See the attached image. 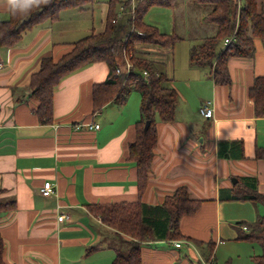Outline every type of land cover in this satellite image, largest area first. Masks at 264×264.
Wrapping results in <instances>:
<instances>
[{
    "label": "crops",
    "instance_id": "crops-1",
    "mask_svg": "<svg viewBox=\"0 0 264 264\" xmlns=\"http://www.w3.org/2000/svg\"><path fill=\"white\" fill-rule=\"evenodd\" d=\"M187 1L201 14L183 0L172 8L180 2V21L184 9L196 15L190 30L199 35L192 37L194 45L188 44L192 50L214 35L217 27L206 20L208 11L205 14L204 8ZM100 2L93 9L66 8L69 14L42 20L15 45L0 46V197L17 201L14 211L0 217L4 258L9 263L114 264L119 248L126 245L106 230L101 216L93 211L100 204L137 198L138 165L129 158V145L141 119L139 91L131 104L132 91L125 100L113 98L94 112L93 87L110 72L106 61H97L61 81L54 93V120L42 123L33 111L38 101L29 97L28 88L43 57L60 58L72 42L105 29L108 0L101 6ZM9 3L0 0V20L8 19ZM174 14L171 29L164 33L180 35L179 41L184 33ZM78 32L82 35H75ZM256 40L252 56L228 60L229 85L216 84L207 67L188 62L190 54L178 57L183 62L184 83L173 86L184 101L177 105L174 120L157 123L158 143L144 201L161 204L186 185L190 197L200 200L201 206L185 214L180 227L202 247L195 241L190 245L183 241L177 247L173 239L145 244L144 264H193L196 253L202 257L210 242L215 244L217 261V252L238 240L239 222L253 221L264 211L258 201L228 199L233 177H257L258 189L264 193V159L256 156L257 149L264 148V117L256 116L249 95L255 78L264 76V44ZM174 48L168 53L175 76ZM151 59L164 63L157 57ZM163 65L167 71L169 63ZM206 103L214 107L213 117L199 112ZM92 122L100 128L91 129ZM46 180L56 183L57 194L40 192ZM61 213L69 217L58 220Z\"/></svg>",
    "mask_w": 264,
    "mask_h": 264
},
{
    "label": "trees",
    "instance_id": "trees-1",
    "mask_svg": "<svg viewBox=\"0 0 264 264\" xmlns=\"http://www.w3.org/2000/svg\"><path fill=\"white\" fill-rule=\"evenodd\" d=\"M178 0H141L136 13L141 14V23L132 30V16L118 19L119 5H129L130 0H108V10L105 19V29L91 32L71 43L69 51L60 58L45 56L40 67L30 77L29 97L38 101L33 111L42 123L54 120V93L61 81L68 75L86 68L97 62L106 61L110 72L104 82L96 83L93 87L94 112L102 108L122 91V78L117 74L118 62L116 58L122 55L124 47L134 48L135 43L158 44L162 47H172L180 39L176 33H164L158 26L149 24L145 15L153 6L173 7ZM198 3L210 4L212 9L206 20L217 27L214 35L208 36L191 51V62L195 66L207 67L214 76L216 84L229 85L231 75L228 60L233 56H252L255 52V40L261 39L264 44V7L259 6L258 0H195ZM100 0H10L9 17L0 20V46H13L23 37V34L42 20H57L62 10L69 7L78 9H93ZM124 3V4H123ZM125 6V5H124ZM240 17L237 21V11ZM233 36L232 42L224 45L227 37ZM133 49H130L132 51ZM145 57V56H144ZM155 60L148 57L137 60L138 65L150 66ZM147 69V68H146ZM141 67L134 69V75H141ZM153 75L136 86L141 95V119L137 124L136 138L129 145L130 159L138 165V195L135 200H117L105 203L94 210L100 216L107 213L115 218H127L129 212L139 211L141 221L135 220L123 223L130 233L143 226L147 229L151 240H196L184 234L181 230V220L185 214H192L199 210L200 200L190 197L186 185H180L176 192L168 195L164 202L151 205L144 201L147 190L149 171L154 158V150L158 143L157 123L168 122L176 117L179 94L176 88L167 87L165 83L169 76L159 75L150 69ZM141 72V73H140ZM144 79V78H143ZM250 98L254 102L255 114L264 117V76L255 78L249 90ZM150 126L145 130L146 121ZM78 123L73 125L76 128ZM81 125V124H80ZM90 127V126H89ZM91 128V127H90ZM92 129V128H91ZM258 158L264 159V148L257 149ZM228 199L252 200L264 206V193L258 189L257 177H237ZM1 193V190H0ZM17 207L15 198L0 197V217L14 211ZM114 222L117 223L116 220ZM246 225L245 230L243 226ZM138 227V228H139ZM119 230V228H117ZM119 231H122L121 228ZM237 239L257 242L262 246V253L254 256L256 264H264V213L253 221L239 222ZM127 253L117 252L114 264H144L142 257L143 241L133 239L128 241ZM210 256L214 254V242L208 243ZM5 240L0 230V264L9 263L4 258ZM124 251V250H123ZM208 251V250H207ZM121 252V253H120ZM208 254V252H207ZM227 261L225 264H230Z\"/></svg>",
    "mask_w": 264,
    "mask_h": 264
},
{
    "label": "rangeland",
    "instance_id": "rangeland-1",
    "mask_svg": "<svg viewBox=\"0 0 264 264\" xmlns=\"http://www.w3.org/2000/svg\"><path fill=\"white\" fill-rule=\"evenodd\" d=\"M102 1L99 3V6H101ZM141 0H130V4L126 5L124 4V10L123 13L120 14L121 12V6L119 5L118 8V19H121L123 16H129L132 13V8L133 6H135V14L134 16H132V30L137 28V24L141 23L142 20V16L139 12L136 13L137 10V6L139 5ZM186 1V4H188L187 6L191 9H193L195 11L196 14H201V12H197L196 8L194 7V4L191 2H188L187 0H183ZM193 2H195L196 5L204 8V12L206 14V12L212 9V7L210 6V4H205V3H198V1L192 0ZM259 6L261 5L262 7H264V0H258ZM180 2L177 5L178 7H180ZM176 7L175 9H173L172 7H163V6H153L151 9L148 10L147 14L145 15V20L150 24L153 25H159L158 27H160L159 29L162 32H165L167 30L171 29V22H172V18H173V14L174 17L177 19L178 24L180 25V32L184 33L181 35H184V39L177 41L174 46V51L176 52V59H175V64L177 66V70H176V75H173V64H172V55H170V53H168V51L171 49H173L172 47H162L158 44H146L143 42H137V44L135 43L134 48H130L129 47H124L122 55L116 58V61L118 62V69L121 70V74H119L118 76H120L122 78V88L123 91L119 96H116L115 98H117L118 100H125L127 98V95L131 92V96L132 99H129V104L132 103V100L134 101L135 98H137L139 96L137 90L135 89L136 86L140 83H142L144 80H147L148 78H150L153 73L150 69L154 70L156 72L157 75H159L160 73L163 76H169L170 80L168 82L165 83V86L167 87H172L174 85V83H178L180 82L181 84L184 83L183 82V77L181 75V68L180 66L182 65L183 62H178V57H182V54L187 56L188 54H190V59H191V51L190 49H188V44L194 43L192 41V37H195L199 34H196L195 31H193L192 29L190 30V26L194 25L197 20H196V15L193 14L192 11L188 10V9H184V16L182 17L181 21H180V17L182 14V10L180 8ZM70 9L67 10H62L61 11V15L62 17L65 14H69L70 13ZM238 15H237V21L239 20L240 17V10L238 9L237 11ZM132 15V14H131ZM66 18V17H64ZM207 18V17H206ZM67 19H64V21H62V24H65ZM167 25V26H166ZM169 25V27H168ZM178 25V26H179ZM184 28H187L186 32H184ZM190 30V31H189ZM75 35L81 36L82 34L80 32L76 33ZM178 35V34H177ZM180 36V35H178ZM205 39V38H204ZM227 39V37L224 40V45L227 43L225 42ZM203 41V40H202ZM257 42H261L259 39L256 40ZM130 49H133L132 51H130ZM148 57L151 59V57L153 58H158V59H162V61L164 63L155 61V62H150L152 63L150 66H145L142 64L137 63V60ZM187 59L188 62H190L191 60ZM165 63H169V67H167V71L165 70V67L163 64ZM138 67H141L143 70L142 71V76H143V72L145 70H147V72L149 73V76L147 78H145L143 76V78L141 77V75H134V69ZM147 68V69H146ZM211 72V71H210ZM141 73V72H140ZM165 74V75H164ZM172 82V83H171ZM174 87V86H173ZM29 88V86H28ZM175 88V87H174ZM177 90V89H176ZM30 93V92H29ZM114 98V99H115ZM112 101V99L110 100ZM109 101V102H110ZM183 98H180L179 96V101H178V105L181 102V104H183ZM141 103V102H140ZM178 107V106H177ZM200 112V111H199ZM92 129H95V127H92ZM263 208L264 206L261 205ZM98 210V209H97ZM264 210V209H263ZM92 211V210H91ZM126 212H129V216L127 218H122V217H117L115 218L114 215L113 216H109L107 213L104 214V216L101 215L100 220H102L105 225H106V230L112 234L113 237H120L122 239H124L125 242V247H121L119 248L118 251H121L122 253H127V251H125L128 247V241H131L133 239H138L140 241H143L145 244H149V243H155L154 240L150 239L149 236V232L147 229H143V226L140 228L137 227L136 231H133L132 233L128 232L125 228V226L123 225V223H125L126 221H130V220H135V222L140 225V221H141V215L139 211H134V210H125ZM94 214H97L96 212L93 211ZM264 211L261 212V214H263ZM99 217V216H98ZM114 220L117 221L114 222ZM140 220V221H139ZM141 226V225H140ZM117 228H121L122 231H119ZM180 240V239H177ZM176 240V241H177ZM182 244L183 241H187L188 245H190L191 240H182ZM197 243L200 247H202V244H200L199 242H195ZM206 251H202V257L201 256H194V258L192 259L193 264H225V261L227 259H231V263L230 264H256L255 260H254V255H258L262 252V246L260 243L257 242H248L247 240H232L231 243H229L228 245H226L225 250L224 249H220L219 252H217V261L213 256L211 257L210 255V248L209 246L205 247ZM124 250V251H123ZM208 250V251H207ZM120 252V253H121ZM208 252V254H207ZM205 253V254H204ZM230 257V258H229ZM191 258V257H190ZM189 258V260H190ZM233 258V259H232Z\"/></svg>",
    "mask_w": 264,
    "mask_h": 264
},
{
    "label": "built area",
    "instance_id": "built-area-1",
    "mask_svg": "<svg viewBox=\"0 0 264 264\" xmlns=\"http://www.w3.org/2000/svg\"><path fill=\"white\" fill-rule=\"evenodd\" d=\"M120 9H121V11H120L121 13H120V14H122V13H123V10H124L125 8H124L123 5H121V8H120ZM131 11H132L131 14L135 13V6H133V8H132ZM233 39H234V37H233V36H230V37H228V38L226 39L225 42H226V43L232 42ZM117 74H118V75L121 74V70L118 69V68H117ZM143 76H144L145 78H147V77L149 76V73L147 72V70H145V71L143 72ZM200 113H201L202 115L206 116L207 118L213 117V115H214V107L211 106L210 104H207V103H206V104H204V105L200 108ZM89 126H90L91 128H92V127H95V129L100 128V124L97 123V122H92V123L89 124ZM40 192H41L43 195H45V196H51V195H53V194H57V186H56V183H54L52 180H46V181L44 182L43 186L40 188ZM68 217H69V215H68L67 213H61V214L58 215V220H63L64 218H68ZM243 228L246 230V229H247V226L244 225ZM175 245H176L177 247L182 246V241H181V240H177V241L175 242Z\"/></svg>",
    "mask_w": 264,
    "mask_h": 264
},
{
    "label": "water",
    "instance_id": "water-1",
    "mask_svg": "<svg viewBox=\"0 0 264 264\" xmlns=\"http://www.w3.org/2000/svg\"><path fill=\"white\" fill-rule=\"evenodd\" d=\"M150 123L151 121L150 120H147L146 121V124H145V130H147L150 126ZM234 183H236L238 181V178L237 177H233V180H232Z\"/></svg>",
    "mask_w": 264,
    "mask_h": 264
}]
</instances>
